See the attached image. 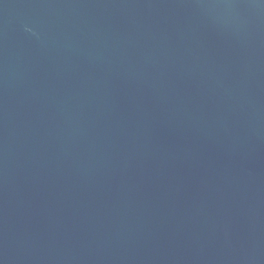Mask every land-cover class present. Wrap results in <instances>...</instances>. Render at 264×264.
Here are the masks:
<instances>
[{"label": "water", "instance_id": "95a60500", "mask_svg": "<svg viewBox=\"0 0 264 264\" xmlns=\"http://www.w3.org/2000/svg\"><path fill=\"white\" fill-rule=\"evenodd\" d=\"M0 264H264V0H0Z\"/></svg>", "mask_w": 264, "mask_h": 264}]
</instances>
